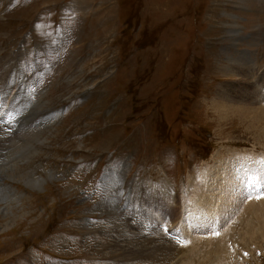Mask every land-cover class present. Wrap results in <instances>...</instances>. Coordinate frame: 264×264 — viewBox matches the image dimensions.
Returning a JSON list of instances; mask_svg holds the SVG:
<instances>
[{
  "label": "rangeland",
  "instance_id": "rangeland-1",
  "mask_svg": "<svg viewBox=\"0 0 264 264\" xmlns=\"http://www.w3.org/2000/svg\"><path fill=\"white\" fill-rule=\"evenodd\" d=\"M262 111L264 0H0V264H264Z\"/></svg>",
  "mask_w": 264,
  "mask_h": 264
},
{
  "label": "bare ground",
  "instance_id": "bare-ground-1",
  "mask_svg": "<svg viewBox=\"0 0 264 264\" xmlns=\"http://www.w3.org/2000/svg\"><path fill=\"white\" fill-rule=\"evenodd\" d=\"M217 1V0H216ZM213 2H215V1H213ZM214 9V8H213ZM222 34V33H221ZM233 35V34H232ZM243 61H245L246 62V60H245V58H244V60ZM247 63V62H246ZM239 68V67H238ZM242 69H243V66H242ZM16 85V84H15ZM253 97V96H252ZM253 100V99H252ZM38 102V101H37ZM228 103V102H227ZM247 105V104H246ZM252 105V104H251ZM243 107V106H242ZM247 108L249 107L248 105L246 106ZM253 107V106H252ZM251 107V108H252ZM260 107V106H259ZM249 109V108H248ZM259 109V108H258ZM233 110V109H232ZM242 110V109H241ZM245 110V109H244ZM222 111V110H221ZM234 111V110H233ZM248 111V110H247ZM261 111V110H260ZM230 112V111H229ZM232 112V111H231ZM250 112V111H249ZM248 112V113H249ZM256 112H257V110H256ZM226 113H227V111H226ZM232 113H235V111L234 112H232ZM238 113H240V112H238ZM223 114H225V113H223ZM245 114V113H244ZM243 114V115H244ZM250 114V113H249ZM251 114H253V113H251ZM250 114V115H251ZM264 112L262 111V114H260V113H258V114H255V115H253V117H254V119H256V120H261V117L262 118H264ZM246 115H247V113H246ZM252 117V116H251ZM253 117H252V119H253ZM250 121H252V120H250ZM254 122V121H253ZM254 127H255V125H254ZM257 127V126H256ZM251 128H252V125H251ZM260 128V127H259ZM255 129H257V128H255ZM263 135V134H262ZM261 135V136H262ZM38 137V136H37ZM22 140V139H21ZM6 142V141H5ZM2 149H4L3 148V146H2ZM1 154V153H0ZM247 157V156H246ZM250 157V156H249ZM251 159H252V156L250 157ZM259 167H261V166H259ZM212 169V168H211ZM255 170V169H254ZM47 174V173H46ZM24 176V175H23ZM253 176H255V174H253V173H249V178L248 177H246L245 179H247L248 178V180H249V182H250V179L253 177ZM26 180V179H25ZM32 181V180H31ZM37 181V180H36ZM246 180H241L240 181V183H238V184H236V186H238L237 188L241 191V189L242 188H246V189H251V193H253V192H257V190H255V189H253V187H252V185L251 186H249L248 184H246V182H245ZM34 182V181H33ZM41 183V182H40ZM42 184V183H41ZM35 186V185H34ZM260 193V192H259ZM206 194V193H205ZM209 194V193H208ZM215 194V193H214ZM249 194V193H248ZM264 194V193H263ZM0 196H1V193H0ZM257 196H259V195H257V194H255V195H250L249 194V199H248V209L246 210V213H244L243 214V216H241L240 218H239V220L238 221H240V224H241V226H242V230H240V228H238L236 231H238V233H237V235L239 234V236H240V240H244V239H246V240H248V239H253V237H251V235H254L253 234V232H251V230L249 229V228H247V224H246V221H253V217L256 215H258V213H262V215L264 216V210L262 209V207H263V205H264V202L263 201H261L259 198H257ZM207 197V196H206ZM209 197H213V196H209ZM2 199V198H1ZM0 199V200H1ZM205 199V198H204ZM214 199V198H213ZM218 199V198H217ZM202 200V199H201ZM220 200V199H219ZM213 201V200H212ZM224 201V200H223ZM194 202V201H193ZM215 206H217V205H215ZM114 207V206H113ZM247 207V206H246ZM169 213H170V211H169ZM259 217V216H258ZM236 218V217H235ZM255 218V217H254ZM235 220V219H234ZM260 220H261V218H260ZM258 225V224H257ZM256 228H257V226H256ZM260 231V230H259ZM231 233H234V230H230L229 232H228V235H227V237H229V235L231 234ZM226 236H224V237H216V238H212V239H209V238H201V239H197L194 243H191V241H187V242H185V246L186 245H190L191 244V246H194V247H198L199 246V244H201V251H207V248L208 247H210L209 245H211V246H213V244H211V242L212 241H214V242H217V244L220 246V247H217V248H221L222 246H221V242H225V240H226V238H227ZM185 238H187V236H185ZM168 239H171L170 237H168ZM167 238H166V240H168ZM200 242H199V241ZM234 240V239H233ZM232 240V241H233ZM169 242V241H168ZM190 242V243H189ZM199 242V243H198ZM223 244V243H222ZM237 244V243H236ZM214 245H215V243H214ZM225 246V245H224ZM200 250V249H199ZM225 251H226V249H225ZM229 252V251H228ZM228 252H226L227 253V256H223L224 255V252H223V254L222 253H218V254H216L217 255V258L215 259L216 261H220L222 264H223V261L224 262H228V264H229V260H230V257H229V255H230V253H228ZM194 253V252H193ZM120 254V253H119ZM201 257V256H200ZM196 258V257H195ZM199 259V258H198ZM232 259V258H231ZM190 262V261H189ZM192 262V261H191ZM191 262H190V264H191ZM193 263V262H192ZM218 263V262H217ZM216 263V264H217ZM189 264V263H188ZM195 264V263H194ZM207 264V263H206ZM225 264V263H224Z\"/></svg>",
  "mask_w": 264,
  "mask_h": 264
}]
</instances>
